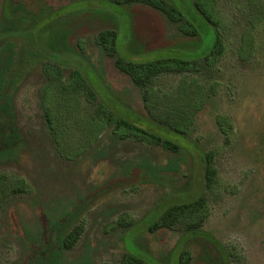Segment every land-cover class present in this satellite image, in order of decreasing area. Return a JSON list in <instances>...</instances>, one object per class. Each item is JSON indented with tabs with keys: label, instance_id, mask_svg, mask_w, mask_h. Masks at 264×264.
<instances>
[{
	"label": "rangeland",
	"instance_id": "rangeland-1",
	"mask_svg": "<svg viewBox=\"0 0 264 264\" xmlns=\"http://www.w3.org/2000/svg\"><path fill=\"white\" fill-rule=\"evenodd\" d=\"M170 1L195 19L197 36H184L161 11L143 4L0 0V40H14L11 47L0 45V78L9 66L16 76L9 92L11 117L7 121L0 111V129L18 133L12 150L4 136L0 139V172L9 177L5 189L18 177L26 188L0 203V264H29L41 233L49 239L54 224L72 211L65 232L81 225L82 234L64 252L63 264H117L127 249L150 264H177L184 248L191 253L187 264H214L216 257H221L216 264H264V23L253 33L254 52L241 59L249 0H216L224 54L201 71L162 74L144 93L116 68L115 56L98 36L117 31L118 54L133 61L205 57L214 26L195 0ZM256 1L264 7V0ZM47 61L81 67L121 114L183 127L187 139L179 140L189 149H165L152 139L117 141L106 130L82 156H60L43 115L42 63ZM85 102L81 96L80 106ZM217 115L230 121L228 134L219 129ZM69 125L64 146L73 155L86 138L85 118L75 116ZM199 150L214 152L218 170L217 187L208 194V218L194 233L183 223L150 230L171 203L202 189ZM146 164L172 167L151 172ZM126 221L132 225L123 226Z\"/></svg>",
	"mask_w": 264,
	"mask_h": 264
},
{
	"label": "trees",
	"instance_id": "trees-1",
	"mask_svg": "<svg viewBox=\"0 0 264 264\" xmlns=\"http://www.w3.org/2000/svg\"><path fill=\"white\" fill-rule=\"evenodd\" d=\"M102 2H111L119 5L143 4L161 11L166 18L176 27L184 36H197L199 27L195 24V19L191 20L187 14L170 0H98ZM196 9L205 17V19L214 26L215 38L214 43L203 58L188 59L183 57H161L143 61H133L120 56L117 52V31L106 29L101 31L98 40L100 45L106 50L107 54L115 56V66L123 74H126L132 82L144 93H148L150 87L158 76L167 73H182L188 71H201L202 67L217 61L225 52V43L223 41V32L221 30L222 19L218 12L216 0H195ZM251 15L248 16L247 25L243 29L241 36V46L239 56L241 59H248L255 50V40L253 33L264 23V7L257 3L256 0H249ZM261 6L262 9L257 7ZM253 9V10H252ZM257 9V10H256ZM6 16V15H5ZM1 33V31H0ZM2 39V38H1ZM5 39V38H4ZM5 46L11 47L14 40L12 36L1 41ZM15 53V52H14ZM19 56V55H17ZM21 64L23 65L22 61ZM9 74L0 78V111L11 117L9 110V92L15 83V70L9 66ZM42 69L45 74L44 86L41 89V99L44 103L43 115L45 118L46 131L52 139L57 153L67 160H73L82 156L94 142L100 139L102 134L108 130L114 138L124 140L133 138L138 141L155 140L165 149L181 150L186 147L179 138L187 139V131L177 125H157L150 118L141 117L133 119L130 115L121 114L113 110L109 103L97 93V89L87 73L82 71L81 67L72 64H63L47 61L42 63ZM209 69V68H208ZM17 73H19L17 71ZM81 96H84L86 102L81 107ZM146 96V95H145ZM66 98V100H65ZM66 101V105L62 101ZM83 108V109H82ZM85 118L87 130L86 138L83 143L79 144L76 149H72L73 155L68 154L64 146L65 133L68 134L69 124L74 120ZM216 122L219 129L228 134L230 121L224 115H217ZM93 125L92 128H89ZM227 126V127H226ZM89 128V129H88ZM72 130H75L73 128ZM84 133V132H83ZM6 134V135H5ZM18 133L14 128L3 131L0 129V139L8 141V148L11 149L16 142ZM175 138H177L175 140ZM15 141V142H14ZM6 142V141H5ZM12 150V149H11ZM7 148L4 150L6 153ZM2 152V151H1ZM2 154V153H0ZM68 154V155H67ZM182 154V153H181ZM196 157L203 163V184L202 189L193 197H187L179 202H173L164 209L157 218L149 225L150 230L158 228H176L180 223L185 224L188 233H194L200 230L208 218V194L213 192L218 183V170L215 163V156L212 150H199ZM195 155V154H194ZM70 156V157H69ZM151 172L162 171L164 168L172 166L165 165L158 168L146 164ZM169 166V167H168ZM173 169V168H172ZM9 177L6 173L0 172V203L12 194L26 191L25 180L18 177L14 181V186L9 189L7 182ZM75 215V211L68 213L65 219L58 220L46 239L45 230L43 231L41 243L36 249L33 258L29 264H63V254L65 251L72 249L82 234V226L75 225L65 232L66 225L70 223V218ZM123 226L132 225L131 222L122 223ZM65 232V233H64ZM232 259V253L229 252ZM191 253L186 248L181 250L177 264H187ZM236 255V258L241 256ZM221 257H216L214 264L219 263ZM108 264V263H103ZM117 264H150L145 257L127 249Z\"/></svg>",
	"mask_w": 264,
	"mask_h": 264
}]
</instances>
